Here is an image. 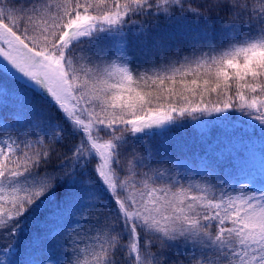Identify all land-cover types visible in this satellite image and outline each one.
<instances>
[{
    "label": "snow or ice",
    "instance_id": "6c2138e0",
    "mask_svg": "<svg viewBox=\"0 0 264 264\" xmlns=\"http://www.w3.org/2000/svg\"><path fill=\"white\" fill-rule=\"evenodd\" d=\"M0 264H264V0H0Z\"/></svg>",
    "mask_w": 264,
    "mask_h": 264
},
{
    "label": "trees",
    "instance_id": "16d2710c",
    "mask_svg": "<svg viewBox=\"0 0 264 264\" xmlns=\"http://www.w3.org/2000/svg\"><path fill=\"white\" fill-rule=\"evenodd\" d=\"M254 148L257 150H260V148H261V144H260V141L258 139H256L254 141Z\"/></svg>",
    "mask_w": 264,
    "mask_h": 264
},
{
    "label": "rangeland",
    "instance_id": "374dc122",
    "mask_svg": "<svg viewBox=\"0 0 264 264\" xmlns=\"http://www.w3.org/2000/svg\"><path fill=\"white\" fill-rule=\"evenodd\" d=\"M254 151H255V153H256V155H257V157L259 156V152H260V150H257V149H253Z\"/></svg>",
    "mask_w": 264,
    "mask_h": 264
}]
</instances>
